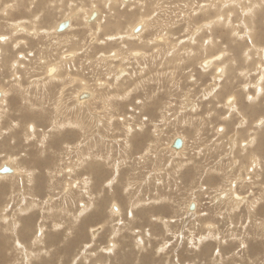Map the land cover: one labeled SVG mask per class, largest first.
<instances>
[{
    "label": "rangeland",
    "instance_id": "rangeland-1",
    "mask_svg": "<svg viewBox=\"0 0 264 264\" xmlns=\"http://www.w3.org/2000/svg\"><path fill=\"white\" fill-rule=\"evenodd\" d=\"M107 1L91 7L95 10L90 12L89 9V14L86 11L88 20L96 16V12L103 19L91 35L86 36L87 28L82 27L85 32L81 38H86L83 43L71 48L70 41L75 34H69L70 38L61 31L59 37L65 35L66 38L62 37L65 41L59 44V37L51 38L53 45L49 43V49L41 53L40 45L37 49L25 47V50L23 44L19 49L12 47L15 42L19 47L21 38L30 35V39L36 32L35 27H27L26 21L32 24L35 15L40 17V13L30 11L28 6L35 10L50 6L43 16L52 7H65L54 12L58 23L68 17L72 21V16L81 15L88 9V0H0V92L17 79L21 82L12 87L9 113L3 116L0 125V144L7 150L0 153V169L4 164L13 163L17 155L20 160L24 159L21 164L25 168L36 171V181L43 179L40 190L35 191L37 195L28 198L29 194L24 193L27 200L17 194L21 192V180L7 177L0 182V188H7L0 197V264H25L32 250L40 256L32 257V264H264V144L259 151V139L251 142L255 131L264 133V81L263 90L255 86L260 82L255 71L260 68L257 48L264 46V39L259 36L264 27V3L257 1L252 6V19L249 20L252 22H247L246 26L239 2L224 8L225 17L219 18L214 8L201 14L205 2L210 0H120L113 5L117 9L115 14L119 18L130 15L131 25L136 22L132 26L134 31L140 33L145 19H152L154 27H150L145 38L149 41L150 34L153 40L145 55L146 49L142 47L118 54L120 48L127 47L120 39L110 50L97 51L109 42L105 39L106 30L101 29L108 23ZM232 1L213 0L225 6ZM238 1L242 8L247 6L246 1ZM131 2L134 7L121 6ZM143 2L149 10L147 15L140 16L136 10L145 6L141 5ZM16 9L28 10L20 14ZM228 17L232 24L236 21L234 25L240 34L247 31L252 37L244 35L245 39L241 40L239 34L237 39L221 24H214L215 20L220 19L222 23ZM15 19H24V23H19L23 29L18 26L10 29L9 21ZM56 23L54 32L57 31ZM40 26L44 29L38 38L45 41L48 39L45 34L53 27ZM126 26L123 25V30ZM10 30L13 31L12 39L6 33ZM131 30L128 32L133 35ZM108 32L114 34L113 30ZM5 41H10L6 51L11 53L12 61L4 62L9 55L2 51L1 43ZM212 43L215 45L208 51L211 53L204 52ZM176 47L193 48L196 56L191 64L180 63L175 57L174 61L180 65L172 74L169 58H156L155 55L161 51L167 54L168 49ZM248 52L249 59L244 58ZM225 58L226 72L221 62ZM216 62L221 63L214 66ZM49 75L56 78H49ZM108 92L109 95L118 93L117 100L125 98L124 106L114 111L115 117H107L110 121H106L108 110L103 103V96ZM56 99L61 101L54 104ZM81 102L83 107H79ZM230 104H236L235 108L230 110ZM0 111L5 113L1 107ZM81 114L89 116L94 123L92 137L76 138L78 127L67 124L69 119H78ZM103 115L106 122L102 121ZM12 121H17L16 125ZM128 123L134 127L130 135L126 128ZM141 131L146 134L143 146L134 150L136 133ZM178 138L186 141V150L179 154L173 152V142ZM156 139L158 142L148 148ZM86 144L90 146L87 148ZM146 150L149 152L144 154ZM109 154L111 157H107ZM80 156L84 159L74 175L73 166L80 162ZM38 161L43 166L35 170L32 167L38 166ZM16 165L13 166L17 172L3 175H18L22 171L18 169L19 159ZM111 179L113 184H110ZM50 180L54 183L48 185ZM27 187L25 185V191ZM229 192L231 197L227 195ZM87 195L90 204L84 205ZM234 202L241 203L233 206ZM192 204L195 207L190 210ZM84 206L87 212L82 208L79 218ZM156 207L161 209L158 211ZM21 208H25V216L38 213L33 224L20 220L25 217ZM98 211V220L85 221ZM5 214L11 225L19 222L16 231L3 223ZM42 223L46 224L43 231H47L49 237L45 235L38 241V236L34 235H40ZM58 224L60 230L56 231L53 228ZM25 235L29 239L27 242H23ZM32 236L41 244L33 242Z\"/></svg>",
    "mask_w": 264,
    "mask_h": 264
},
{
    "label": "bare ground",
    "instance_id": "bare-ground-1",
    "mask_svg": "<svg viewBox=\"0 0 264 264\" xmlns=\"http://www.w3.org/2000/svg\"><path fill=\"white\" fill-rule=\"evenodd\" d=\"M44 0H41V2H43ZM100 1H102V3H105L107 0H88V4H87V7H88V9L87 10H85L84 12H82L81 13V15L79 14L78 16L77 15H74V16H72V21H71V18H67L66 20H68L69 21V25L66 27V28H64L63 30H60L59 29V25L62 23V21L61 22H58V23H56V21H55V19H56V16H54L55 14H54V12H57V11H59V9H65V7L64 8H59V9H53V8H56V7H52V10L50 11V12H47L44 16H43V14H44V11L46 10V9H48L49 10V8H50V6H45V7H42V8H39V10H35V8H33V7H29L28 6V9H30V11H32V12H36V11H39L38 13H40V17H39V15H35V17H34V19H33V21H32V24H27V21H26V25H27V27H35L36 28V32L33 34V37H31L30 39H29V36L27 37L26 35L23 37V38H21V43H20V45H19V47H17V45H18V42H15V43H13L12 44V47H13V49H19L20 47H21V45L23 44V46H22V49L23 50H25V47H31V48H38V45H40V47H41V53H44L45 51H47L48 49H49V43L51 44V45H53V42L50 40L51 38H56L57 39V37H59L60 36V34L58 33V32H61V31H65V33L64 34H66V35H68V36H70L71 34H75L73 37H74V39L72 40V41H70V47L72 48V47H75L77 44L78 45H80V43H83V41L86 39V38H84V36L81 38V35L85 32V30H84V28H82V27H85V28H87V32H86V36H88L87 34L89 33V35H91V33H93V31H95V27L97 26L96 24L97 23H100L99 21H102V17H98L99 16V14L96 12V16H92V17H90L89 18V20L87 19V18H85V16H87L88 14H89V9H91V11L90 12H92V11H94L93 10V8H91V7H94L95 5L97 6L98 5V2H100ZM119 1L120 0H109V1H107V3H106V5H105V8L107 7L108 8V11H109V13L108 14H106V16H107V21H106V23H107V25H105V26H103L102 25V30L105 32V30H106V34L108 35V36H106L105 37V39H108L109 40V42L108 43H106V44H104V43H102V44H104L102 47H99L98 49H97V51H100V50H102V53L104 52V50H110L111 48H112V46H114L113 44H114V42H120L119 41V39L121 40V41H125L126 42V44H127V47L123 50V48H120V51H118L117 53L119 54V52L120 53H122V52H125V53H127L128 51H129V48H135V47H142V49H146L145 50V55H147L148 54V48H150L151 46H149L148 48H147V46L148 45H152V43H151V41L153 40V39H151V37L152 36H150V34H149V41H147L146 40V38H145V36L147 35V33L149 32V31H151V26L152 27H154L152 24H151V21H152V19H149L148 21H146L147 20V18L145 19V22L141 25V28L140 29H142V27H143V25H144V27H143V29L141 30V31H139L140 33H138V31L136 32V31H134V28H132V26L136 23H134V24H132L131 25V23H132V21H130V19H131V16L130 15H123V16H121V18H119V17H117L116 16V14H115V11L117 10V9H114L113 8V5L114 4H118L119 3ZM124 2H126L127 0H123ZM130 1V0H129ZM133 1H135V0H133ZM218 1V0H217ZM229 1H231V0H229ZM242 1V0H241ZM244 1H246L247 3V6L245 7V8H242L241 7V4H240V1H238V0H233L232 1V3L231 4H228L227 6H225L224 4H216L215 2H213V0H210V1H206L205 3H206V7L203 9V11H202V13L201 14H205V12H207V10L209 9V8H214V10H215V13H216V15H218L219 16V18H222V17H225V15H224V12H223V9L224 8H227V7H233V6H236L238 3L237 2H239V6H240V9L242 10V13L244 12V14H243V24L244 25H246L247 26V22H248V24H251V22L249 21L250 20V18L252 19V13L250 14V11H251V8H252V6L257 2V1H259V2H262V3H264V0H244ZM18 2V1H17ZM54 3V2H53ZM60 3H61V1H60ZM134 2H131L130 4H128V5H121L122 7L123 6H133L134 4H133ZM237 3V4H236ZM236 4V5H235ZM101 5V4H100ZM141 5H145V3L143 2V4H141ZM232 5V6H231ZM67 6V5H66ZM95 6V7H96ZM118 6V5H117ZM121 6H120V8H121ZM238 6V7H239ZM69 7H71V6H69ZM69 7H66V8H69ZM116 7V6H115ZM131 7H128V8H131ZM134 7V6H133ZM79 8V7H78ZM124 8V7H123ZM27 9V10H28ZM136 9V8H135ZM134 9V10H135ZM235 9V8H234ZM17 10V9H16ZM27 10H22V11H18L17 10V13H20V14H25L26 13V11ZM78 10V9H77ZM148 10H149V8H148V6L147 5H145V6H143V7H141V6H139V7H137V13L140 15V16H144V15H147V13H148ZM86 11H88V14L86 15ZM69 12H72V11H67L66 13H69ZM65 14V13H64ZM64 14H63V16H64ZM232 14V13H231ZM151 15V14H150ZM215 15V16H216ZM102 16H104L105 17V14L103 13V15ZM112 16H114L113 18H111ZM152 16V15H151ZM215 16L213 17L214 19H215ZM217 16V17H218ZM229 16V15H228ZM241 17H242V15H241ZM95 18H97L96 20H95ZM142 18V17H141ZM85 19H86V23L84 22L85 21ZM142 19H144V18H142ZM225 19V18H224ZM66 20H64L63 22H65ZM82 20H83V22H82ZM92 20H95L94 21V23H89V22H91ZM141 20V19H140ZM190 20V19H189ZM188 20V21H189ZM211 20H213V19H211ZM40 21V22H39ZM125 21H126V23H125ZM138 21V20H137ZM214 21V20H213ZM222 21V20H221ZM20 22H23L24 23V19H15V20H10L9 21V25H10V29H13L15 26H18V29H23V27H21V23ZM215 23L214 24H221L220 26H223V29L225 30V31H227V32H231V35L232 36H234V37H236L237 39L239 38V37H237V36H239V34H240V32L238 31V29H236L235 28V22H234V24H232V21L230 20V18L228 17V19H225L222 23L220 22V19L218 20V21H214ZM20 23V24H19ZM55 23H56V29H57V31L56 32H54V27H55ZM72 23V24H71ZM40 24L42 25V24H44L45 26L46 25H50V27H53L52 28V30H50V31H48V33H46L45 34V38H48L47 40H45V41H40V38H38L39 37V33L41 34V32H43L42 31V29H44V28H42V29H40ZM125 24L127 25L126 26V28L123 30V25L125 26ZM24 25V24H23ZM22 25V26H23ZM135 26V25H134ZM238 26V25H237ZM46 28V27H45ZM130 28V29H129ZM131 28H132V30H131ZM238 28H239V26H238ZM262 29H261V31H263V32H259V36H260V39L261 38H263L264 39V27H261ZM28 29V28H27ZM30 29V28H29ZM28 29V30H29ZM68 29V30H67ZM219 29V28H218ZM250 28L248 27V30H249ZM31 30V29H30ZM29 30V31H30ZM46 30V29H45ZM97 30V29H96ZM109 30H113V32H114V34H110L108 31ZM128 30H131L132 31V33H133V35L131 34V33H129L128 32ZM23 31V30H22ZM32 31H34V30H32ZM13 32V31H12ZM12 32H11V30H10V32H6V33H8L9 35H10V38L12 39L13 37H12ZM24 32V31H23ZM119 33V34H116V33ZM24 34H28V33H24ZM32 34V33H31ZM43 34V33H42ZM70 34V35H69ZM2 35V34H1ZM14 35V34H13ZM62 35V37H64L65 35H63V34H61ZM241 36H240V38L239 39H241V40H244L245 39V37H246V35H247V37H252L251 36V34L250 33H248L247 34V31L246 32H243V34H240ZM245 35V37L244 38H242L243 36ZM85 36V37H86ZM221 36L223 37V33L221 34ZM62 37H59V44L60 43H63L65 40H64V38H66V37H64V38H62ZM167 37V36H166ZM166 37H164V38H166ZM70 38H71V36H70ZM153 38H155V36L153 37ZM197 38V37H196ZM212 38V37H211ZM217 38V37H216ZM1 39H2V37H1ZM5 39V38H4ZM56 39H54L55 41H56ZM167 39V38H166ZM193 39V38H192ZM209 39V38H208ZM3 40V39H2ZM104 40V39H103ZM220 40H221V38H220ZM223 40V39H222ZM50 41V42H49ZM69 41V40H68ZM196 41V40H195ZM211 41V40H210ZM209 41V42H210ZM100 42V41H99ZM140 42H142V44L140 45V46H138V44L140 43ZM213 42V41H212ZM42 43H43V45H44V47H42L43 45H42ZM69 43V42H68ZM9 44H10V41H5V42H3V43H1V47H2V51H6L7 50V48L9 47ZM89 44V43H88ZM209 44V43H208ZM213 44L215 45V43H212L211 45V48H210V46H209V49L206 47V49H202L204 52H207V53H211V52H208V51H212V49H213ZM206 46H208V45H206ZM63 47V46H62ZM82 47V46H81ZM91 47V46H90ZM89 47V48H90ZM174 47V46H173ZM172 47V48H173ZM93 48H95V45H94V47H92V49ZM91 49V50H92ZM154 49V48H153ZM167 49V48H166ZM259 51V56H260V63H259V69H256L255 71L257 72V74H258V78L257 79H260V82H259V84L257 85H255L256 86V88L257 87H259V89L258 90H263V86H261V84H262V82L264 81V46H261L260 45V47L258 46V48H257ZM21 50V49H20ZM83 50V49H82ZM90 50V49H89ZM91 50H90V52H91ZM29 51V50H28ZM9 55H6V58L4 59V62H6V61H8L9 59H10V61H12V58L13 57H11L10 56V54L11 53H9V51H6ZM18 52H19V50H18ZM79 52V51H78ZM223 52V51H222ZM226 52V51H225ZM228 52V51H227ZM23 53H25V52H23ZM40 53V54H41ZM132 53V52H131ZM166 53V51L164 52H159L157 55H155V57L156 58H158V57H160L161 58V56L163 57V56H166V57H168L169 58V61H168V64H169V66L171 67H173V69L171 70L172 71V74H174V73H176L175 72V68H176V66L177 65H180V63H188V64H191V63H193L194 62V58H195V56H196V54H195V51L193 50V48H190L189 49V47H187V48H184L183 50L182 49H179L178 47H176L174 50L172 49V50H169L168 49V51H167V54H165ZM86 54V53H85ZM106 54H108V53H106ZM118 54H116V56L118 55ZM109 55V57H110V54H108ZM122 55V54H121ZM124 55V54H123ZM135 55V54H134ZM199 55V54H198ZM0 56H1V54H0ZM72 56V55H71ZM88 56V55H87ZM98 56V55H97ZM223 56V55H222ZM226 56H227V54H226ZM245 56H246V58H248L249 59V57H250V53L248 52V54L247 55H244V58H245ZM114 57V56H113ZM154 57V56H153ZM175 57L176 58H178L177 59V61H179V59H180V63H176L174 60H175ZM42 58V57H41ZM91 58V57H90ZM111 58V57H110ZM126 58V57H125ZM18 59H20V57L18 56ZM42 59H44V58H42ZM41 59V60H42ZM48 59H51V56L48 58ZM55 59V58H54ZM94 59V58H93ZM121 59V58H120ZM204 59V58H203ZM203 59H201V61L203 60ZM206 59V58H205ZM252 59V58H251ZM40 60V61H41ZM105 60V59H104ZM111 60V59H110ZM225 60H226V58L224 59V60H222L221 62H224V65H225ZM245 60V59H244ZM108 61V60H107ZM200 61V60H199ZM246 61H247V59H246ZM102 62V61H101ZM122 62V61H121ZM136 62H138V61H136ZM205 62V61H204ZM203 62V64H205ZM221 62H216L215 64H214V66H216L218 63H221ZM49 63V62H48ZM120 63V62H119ZM96 64V63H95ZM227 64V63H226ZM109 65V64H108ZM110 65H111V63H110ZM109 65V66H110ZM113 65V64H112ZM64 67V66H63ZM220 67V66H219ZM123 68H125V66L123 67ZM127 68V67H126ZM31 69V68H30ZM50 69H52V68H50ZM190 69H193V66H190ZM2 70V68H0V71ZM41 70H43V67L41 68ZM36 71H38L39 73H40V71H39V69H36ZM47 70H45V72H46ZM121 71V70H120ZM224 71L226 72L227 71V65H225V67H224ZM255 71H253V72H255ZM86 72V71H85ZM170 72V71H169ZM38 73V74H39ZM47 73V72H46ZM171 73V72H170ZM222 73H223V71H222ZM228 73V72H227ZM243 73V72H242ZM251 73V72H250ZM37 74V73H36ZM50 74V73H49ZM69 74V73H68ZM224 74V73H223ZM245 74L246 73H243L242 75H244L245 76ZM28 75V74H27ZM42 75V74H41ZM57 75V74H56ZM67 75V74H66ZM26 76V75H25ZM44 76V75H43ZM246 76H248V74H246ZM1 77V76H0ZM32 77V76H31ZM49 78H56V76H52V75H49L48 76ZM224 77V76H223ZM71 78V77H70ZM48 79V78H47ZM219 79V78H218ZM231 79V78H230ZM31 80V79H30ZM116 80V79H115ZM197 81V80H196ZM258 81V80H257ZM14 82V81H13ZM32 82V81H31ZM35 82V81H34ZM39 82H41V81H39ZM38 82V83H39ZM44 82V81H43ZM45 82L48 84V82L45 80ZM44 82V84L46 85V83ZM74 82V81H73ZM72 82V83H73ZM79 82H81V81H79ZM91 82V81H90ZM89 82V83H90ZM37 83V82H36ZM71 82H70V84H72ZM88 83V85H90ZM107 83V82H106ZM252 83V82H251ZM15 84H21V82L19 81V79H17V80H15V82L14 83H10L9 85H8V88L6 87H4V89H3V91L2 92H0V107L3 109V113L4 114H2V112L0 113V125H1V122H2V119H3V116L4 115H6V114H8L9 113V108H8V104H9V95L12 93V87L15 85ZM43 84V85H44ZM109 84V83H108ZM251 85V84H250ZM32 86H33V84H32ZM62 86V85H61ZM66 86V85H65ZM81 86H82V83H81ZM84 86H87L86 84H84ZM115 86H117L116 85V83H115ZM213 86V85H212ZM68 87V86H67ZM66 87V88H67ZM109 87V86H108ZM247 87V86H246ZM45 88L46 87H44V90H45ZM87 88H88V86H87ZM90 88V87H89ZM106 88V87H105ZM216 88V87H215ZM217 88H218V86H217ZM35 90H38V89H36V88H34ZM41 89H42V87H41ZM40 89V90H41ZM49 89V88H48ZM39 90V91H40ZM64 90V89H63ZM47 91H50L51 92V90H47ZM212 92H213V89L211 90ZM45 92V91H44ZM60 92H61V89H60ZM59 92V93H60ZM261 92V91H260ZM41 93V92H40ZM93 93V92H92ZM91 93V94H92ZM211 93V92H210ZM210 93L208 94V95H210ZM218 93L219 92H216L215 94L216 95H218ZM49 94V93H48ZM60 94H63L62 92L60 93ZM84 94V93H83ZM213 94V93H212ZM214 94V95H215ZM46 95V94H45ZM50 95V94H49ZM55 95V94H54ZM57 95V94H56ZM59 95V94H58ZM207 95V96H208ZM214 95H213V98H215L214 97ZM47 96V95H46ZM51 96V95H50ZM75 96H77V95H75ZM79 96V95H78ZM92 96V95H91ZM118 96V93H111L110 95H109V92L108 93H105V95L103 96L104 97V102L103 103H105L106 104V106H107V110H108V113H107V115H105L106 116V121H110L111 120V118L109 119V118H107V117H109V116H113V117H115L114 116V111L116 110V109H119V108H122V106H124V104H123V101H124V99L125 98H122V99H120V100H117V99H115L116 97ZM230 96H232V95H230ZM252 96V95H251ZM184 97H185V95H184ZM59 98H60V95H59ZM234 98V97H233ZM251 98V97H250ZM54 100V99H53ZM60 100V99H59ZM57 101V99L53 102L54 104L55 103H59L60 101ZM84 100V99H83ZM87 100V99H86ZM79 101H80V99H79ZM87 102V101H86ZM63 103V102H62ZM61 103V104H62ZM75 103H77V102H75ZM85 103V102H84ZM86 104V103H85ZM87 105V104H86ZM236 104H234V105H231L230 104V110H232L231 108L233 107V108H235L234 106H235ZM85 106V105H84ZM105 106V105H104ZM79 107H83V102H81V104L79 105ZM106 109V108H105ZM192 110V109H191ZM12 112V110L10 109V113ZM104 112H106V111H104ZM154 112V111H153ZM233 112V111H232ZM85 113V111L83 112V114ZM84 115H86V114H84ZM84 115H80L79 117H78V119H74V120H70L69 119V122L67 123V124H70V125H74V126H77L78 127V130H79V134L76 136V138H81L82 137V135L83 136H88V137H92L91 136V132H92V129L94 128V123H93V121H91V119H90V117L89 116H84ZM208 116H210V115H208ZM209 118V117H208ZM100 120V119H99ZM200 120V119H199ZM102 121L103 122H106V121H104V115H103V118H102ZM262 121V120H261ZM13 122V121H12ZM102 122V123H103ZM16 123H17V121H14L13 122V125H16ZM61 124V123H60ZM66 124V125H67ZM57 125V124H56ZM62 125H64V123H62ZM52 126H55L54 124L52 125ZM51 126V127H52ZM142 127V126H141ZM126 128H127V130H128V135H130L131 133H132V129L134 128L130 123H128V124H126ZM135 130V129H134ZM260 130V129H259ZM17 131V130H16ZM216 131V130H215ZM258 131V130H257ZM95 134V133H94ZM133 134V133H132ZM32 135H34V134H32ZM136 135H137V143H136V148L134 149V150H140L141 148H142V146H143V141L145 140V137H146V134L145 133H143V131H141V132H137L136 133ZM182 135V134H181ZM68 137H70V136H68ZM136 137V136H135ZM256 138L257 139H259V151H260V149H262V147H263V144H264V133L262 132H254V135H253V137L251 138V142L253 143L254 141H256ZM158 140H159V138H157ZM154 140L152 143H150V144H148L149 146H148V148H151V146L152 145H155L157 142H158V140ZM135 140H136V138H135ZM180 140H181V142H182V146H181V149H179L178 150V148L175 146V141L173 142V147L175 148H173L174 149V151L173 152H176L177 154H179V152H184V150H186L185 149V145H186V141H185V139L184 138H180ZM101 142V141H100ZM86 143V142H85ZM251 144V143H250ZM250 144H248V145H250ZM81 145V144H80ZM79 144H78V146H80ZM235 145V142H233V146ZM75 146V145H74ZM77 146V147H78ZM88 146H90V145H87L86 144V147L88 148ZM135 146V145H134ZM133 146V147H134ZM251 146V145H250ZM253 146V145H252ZM4 147H6V146H3V144H0V153H3L2 151H5V152H7V150H4ZM42 147H44V145H42ZM155 147V146H154ZM71 148H72V146H70V148H69V150H71ZM95 148H97V147H95ZM110 148V147H109ZM147 148V149H148ZM79 149V148H78ZM177 149V150H176ZM245 149L246 148H243L242 150L244 151V152H246L245 151ZM92 150V149H91ZM234 150V149H233ZM86 152H87V150H86ZM85 152V153H86ZM91 152V151H90ZM111 152V151H110ZM149 152V150H146L145 152H143L144 154H147ZM66 153V152H65ZM234 153V152H233ZM233 153H232V155H233ZM253 153V152H252ZM176 154V155H177ZM17 156V155H16ZM14 156V159H13V163L12 162H10V163H8V164H4V166L0 169V182L1 181H3L4 179H6L7 177H10V178H15V180L16 179H18V180H21L20 181V183L22 184V186H21V192H19V193H17V194H20V195H23L24 197H25V194L24 193H28L29 195V197L28 198H31V195H37V193H35V191H38V190H40V187H41V185H40V183H42V180L43 179H40V180H38V181H36V171H33V170H29V169H27V168H25L22 164H21V162H23V160H20V156ZM141 156V155H140ZM259 156V155H258ZM107 157H111V154H109ZM97 158H98V156H97ZM250 158V157H249ZM17 159H19V162H20V165L18 166V169H21L22 171H20V173H18V175H3V174H6V173H15V172H17V169L13 166V165H16V163H17ZM83 159H84V157L83 156H80V162H78L76 165H74L73 166V171H72V174H74V175H76L75 174V172H78V169H79V166L81 165V163H82V161H83ZM109 159V158H108ZM25 162V161H24ZM106 162V161H105ZM238 162V161H237ZM39 165L38 166H35V167H32L33 169H35V170H37L38 168L40 169L42 166H43V163L42 162H40V161H38L37 162ZM11 166L12 167H14V168H11ZM17 166V165H16ZM246 166V165H245ZM96 168V167H95ZM101 169V168H100ZM114 169V168H113ZM220 169H221V167H220ZM70 170V169H69ZM87 170V169H86ZM100 171V170H99ZM81 173H83L84 172V170H82V171H80ZM101 172L104 174L105 172H104V170H101ZM116 172V171H115ZM91 173V172H90ZM95 173H96V171H95ZM183 174V173H182ZM223 174V173H222ZM18 176V177H17ZM80 180V179H79ZM46 181V180H45ZM211 182H212V180H211ZM217 182H218V180H217ZM54 183V181H51L50 180V182L48 183V185L50 184H53ZM95 183V182H94ZM39 184V185H38ZM45 184H46V182H45ZM87 184V183H86ZM109 184V183H108ZM110 184H113V182H112V179H111V181H110ZM216 184V183H215ZM25 185H28V187H27V191H25ZM38 185V186H37ZM1 186H4V185H1ZM80 188V187H79ZM110 189V188H109ZM126 189V188H125ZM85 190V189H84ZM7 191V188L6 187H3V188H0V197L2 196V195H4V193ZM14 191V190H13ZM16 191V190H15ZM126 191V190H125ZM86 192V191H85ZM16 192H14V194H15ZM217 193V192H216ZM230 193L231 192H229L227 195L228 196H230ZM218 196V195H217ZM238 196V195H237ZM22 197V196H21ZM159 197V196H158ZM162 197V196H161ZM231 197V196H230ZM16 198H17V196H16ZM86 199L88 198V201H86L85 203L86 204H84V205H88V204H90V196L89 195H87L86 197H85ZM217 198V197H216ZM219 198V197H218ZM238 198V197H237ZM240 198V197H239ZM70 198H68L67 200H69ZM162 199V198H161ZM7 200V199H6ZM23 200V199H22ZM24 200H27V197H25L24 198ZM222 200V199H221ZM245 201V200H244ZM225 202V201H224ZM233 202V201H232ZM242 202V201H241ZM241 202H234V205L233 206H237V205H239ZM8 203V202H7ZM6 203V204H7ZM24 203V202H23ZM136 203V202H135ZM137 203H138V201H137ZM141 203V202H140ZM222 203V202H221ZM15 204V203H14ZM132 204V203H131ZM8 205V204H7ZM11 204H10V202H9V205L8 206H10ZM6 206V205H5ZM20 206V205H19ZM134 206V205H133ZM114 207L116 208V210H117V206L116 205H114ZM188 207H189V205H188ZM195 207V204H192L191 206H190V210H193V208ZM6 208V207H5ZM4 208V209H5ZM9 208V207H8ZM26 208V207H25ZM25 208H21V210H20V212L23 214H25L26 213V210H24ZM82 208H83V212H87V211H84V208H85V206L84 207H81V210H80V212L81 213H79V218H80V216L82 215ZM119 208H120V205H119ZM159 208V207H158ZM14 209V208H13ZM28 209V208H27ZM31 209V208H30ZM95 209V208H94ZM93 209V210H94ZM98 209V208H97ZM156 209H157V207H156ZM155 208L153 209V210H156ZM161 209V208H160ZM159 209V210H160ZM164 209V208H163ZM15 210V209H14ZM49 210H50V208H49ZM92 210V211H93ZM143 210V209H142ZM158 210V209H157ZM158 210V211H159ZM5 211V210H4ZM24 211V212H23ZM48 211V210H47ZM52 211V210H51ZM166 211V210H165ZM6 212V211H5ZM142 212V211H141ZM160 212H162V211H160ZM30 213V212H29ZM98 213H99V211L98 212H95V213H93V214H90L86 219H85V221H88V223H91V222H94V221H96V220H98L99 219V215H98ZM153 213V212H152ZM3 214V213H2ZM13 214H14V212H13ZM23 214V215H24ZM37 214L38 213H33V214H31V215H28V216H25V217H23V218H21L20 220H24L27 224H33V221L37 218ZM78 214V213H77ZM155 214V213H154ZM159 214V213H158ZM101 215H103V214H100V216ZM113 215V214H112ZM155 215H157V214H155ZM154 215V216H155ZM159 215H161V214H159ZM41 216V215H40ZM4 217L6 218V214L4 215ZM4 217H2V219L4 218ZM8 217V216H7ZM10 217V216H9ZM22 217V216H21ZM43 217H46V216H43ZM153 217V216H152ZM78 218V217H77ZM132 218V217H131ZM136 218V217H135ZM0 220H1V218H0ZM5 219H3V221H4ZM2 222V221H1ZM6 222V223H5ZM3 223H5V224H7V226H8V228H9V226L11 225V223L9 222V220H7V218H6V220L3 222ZM10 223V224H9ZM17 224V225H16ZM26 224V225H27ZM37 225V224H36ZM59 225V224H58ZM11 226H13L12 227V230L13 231H16V228L19 226V222H14ZM10 226V227H11ZM61 225H59V226H57V228L55 227V228H53V229H56V231H58V230H60V227ZM44 227H46V224H44L43 225V223L41 224V227H39V230H41V231H39L38 233H40V235H34V236H38V241H42L44 238H45V235H48V233H47V231L45 232V231H43L44 230ZM1 228V227H0ZM14 228V229H13ZM48 228V227H47ZM21 229V228H20ZM28 229H29V226H28ZM28 229H27V231H26V234H27V232H28ZM52 229V228H51ZM11 230V229H10ZM46 230V229H45ZM101 230V229H100ZM12 231V232H13ZM18 231V230H17ZM38 231V230H37ZM11 232V231H10ZM15 233V232H14ZM7 234V233H6ZM55 234H56V232H55ZM97 234V233H96ZM117 234V232H115V235ZM20 237H22L20 234H18ZM15 236V235H14ZM5 237V236H4ZM48 237H49V235H48ZM55 237V236H54ZM32 241L33 242H36V243H40V242H38L36 239H33V236H32ZM26 240H29L28 238H27V235H25V240H23V242L24 241H26ZM15 241V240H14ZM20 241H22V239H20ZM31 241V242H32ZM27 242V241H26ZM19 243V242H18ZM16 244V243H15ZM41 244V243H40ZM33 245V244H32ZM141 245V244H140ZM17 246V245H16ZM20 246H21V244H20ZM19 246V247H20ZM26 246V245H25ZM33 246H35V245H33ZM36 246H38V245H36ZM41 246H43V245H41ZM52 246V245H51ZM85 247H87V246H85ZM3 248V247H2ZM28 248V247H27ZM35 248V247H34ZM43 248V247H42ZM51 248V247H50ZM31 249H33V247L31 248ZM52 249V248H51ZM85 249V248H84ZM87 249V248H86ZM106 249V248H105ZM111 249V248H110ZM19 250H20V248H19ZM38 251H39V249H37ZM30 251V250H29ZM43 251H45V250H43ZM3 252V251H2ZM22 252H24V251H22ZM37 252V251H36ZM36 252L34 253L33 252V250H32V252L30 251V258H28V256H27V260H26V262H25V264H32V257L33 258H38V257H40V256H38V254H36ZM48 254H49V252H47ZM37 255V257H36V255ZM40 254V253H39ZM44 254V253H43ZM42 254V255H43ZM47 254V255H48ZM52 255V254H51ZM89 259V258H88ZM40 260V259H39ZM44 261L46 262V261H48V259H44ZM40 262H42V261H40Z\"/></svg>",
    "mask_w": 264,
    "mask_h": 264
},
{
    "label": "water",
    "instance_id": "water-1",
    "mask_svg": "<svg viewBox=\"0 0 264 264\" xmlns=\"http://www.w3.org/2000/svg\"><path fill=\"white\" fill-rule=\"evenodd\" d=\"M69 21L66 20L65 22H62L60 25H59V29L60 30H63L64 28H66L68 25H69ZM139 30V28H137ZM175 146L177 148L181 147L182 146V142L181 140L178 138L176 141H175ZM194 209V208H193Z\"/></svg>",
    "mask_w": 264,
    "mask_h": 264
}]
</instances>
